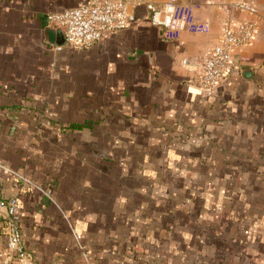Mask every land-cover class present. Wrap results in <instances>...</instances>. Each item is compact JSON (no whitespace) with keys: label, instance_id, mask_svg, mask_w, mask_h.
Wrapping results in <instances>:
<instances>
[{"label":"crops","instance_id":"crops-1","mask_svg":"<svg viewBox=\"0 0 264 264\" xmlns=\"http://www.w3.org/2000/svg\"><path fill=\"white\" fill-rule=\"evenodd\" d=\"M87 1L0 0V200L18 198L26 247L39 264H264V0H180L201 29L171 37L141 10L64 45L47 16ZM246 18L233 72L198 85Z\"/></svg>","mask_w":264,"mask_h":264},{"label":"built area","instance_id":"built-area-1","mask_svg":"<svg viewBox=\"0 0 264 264\" xmlns=\"http://www.w3.org/2000/svg\"><path fill=\"white\" fill-rule=\"evenodd\" d=\"M234 6L253 15L258 13L253 3L237 2ZM141 10L148 11L152 24L165 29L171 37H178L184 30L201 29L194 18V6L180 0H166L162 4L158 0H88L78 7L48 15L47 22L63 29L64 45L82 49L133 23ZM257 30L258 22L254 18L226 20L218 44L199 61L201 70L196 83L210 90L217 87L236 67L235 51L252 43ZM64 45H57L56 50H62ZM183 63L188 61L185 59ZM0 209L6 210L0 239L2 235L7 236L1 264H39L24 241L18 198L0 200Z\"/></svg>","mask_w":264,"mask_h":264},{"label":"rangeland","instance_id":"rangeland-1","mask_svg":"<svg viewBox=\"0 0 264 264\" xmlns=\"http://www.w3.org/2000/svg\"><path fill=\"white\" fill-rule=\"evenodd\" d=\"M226 249H229V247L226 246ZM227 255H229L228 252L224 253V256H222V257H220V258H223V259H225V260H226V259L228 260L230 257L227 256ZM211 257H212V256H210V258H211ZM208 258H209V257L207 256V262L210 260V259H208ZM215 259L217 260L218 258H216V256H215ZM209 262H210V261H209Z\"/></svg>","mask_w":264,"mask_h":264},{"label":"trees","instance_id":"trees-1","mask_svg":"<svg viewBox=\"0 0 264 264\" xmlns=\"http://www.w3.org/2000/svg\"><path fill=\"white\" fill-rule=\"evenodd\" d=\"M74 126L80 127L81 125L80 124H75Z\"/></svg>","mask_w":264,"mask_h":264}]
</instances>
